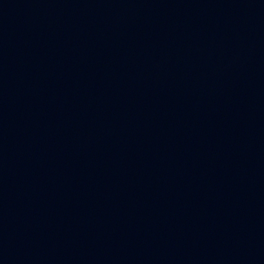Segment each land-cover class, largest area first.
<instances>
[{"label":"water","instance_id":"obj_1","mask_svg":"<svg viewBox=\"0 0 264 264\" xmlns=\"http://www.w3.org/2000/svg\"><path fill=\"white\" fill-rule=\"evenodd\" d=\"M0 264H264V0H0Z\"/></svg>","mask_w":264,"mask_h":264}]
</instances>
